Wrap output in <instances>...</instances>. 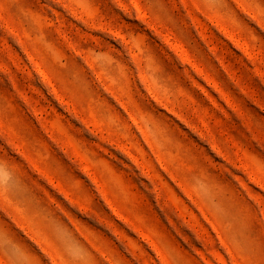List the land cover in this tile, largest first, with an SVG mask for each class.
Instances as JSON below:
<instances>
[{"label":"rangeland","instance_id":"374dc122","mask_svg":"<svg viewBox=\"0 0 264 264\" xmlns=\"http://www.w3.org/2000/svg\"><path fill=\"white\" fill-rule=\"evenodd\" d=\"M0 161L32 264H264V0H0Z\"/></svg>","mask_w":264,"mask_h":264},{"label":"clouds","instance_id":"9594fccd","mask_svg":"<svg viewBox=\"0 0 264 264\" xmlns=\"http://www.w3.org/2000/svg\"><path fill=\"white\" fill-rule=\"evenodd\" d=\"M149 75L151 74L149 73ZM155 87L162 90L159 82L156 83ZM24 179L25 177L12 164L0 161V192L14 195L22 191ZM189 187L194 198L203 201L205 204H210L211 184L206 178L201 177L198 172L194 173L189 180ZM69 230L70 226L61 222L53 239L65 248L71 261L79 264L85 257V251L78 244L72 243V238L68 235ZM0 252L8 257L5 264H32L24 250L2 233H0Z\"/></svg>","mask_w":264,"mask_h":264}]
</instances>
